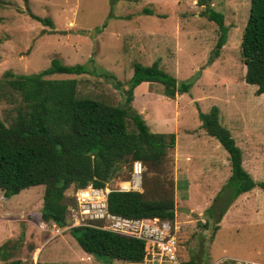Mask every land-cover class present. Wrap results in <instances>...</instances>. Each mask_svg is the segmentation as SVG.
<instances>
[{"label": "rangeland", "instance_id": "obj_1", "mask_svg": "<svg viewBox=\"0 0 264 264\" xmlns=\"http://www.w3.org/2000/svg\"><path fill=\"white\" fill-rule=\"evenodd\" d=\"M196 1L0 0V76L4 71L37 73L49 67L52 59L67 66L86 65L89 75L54 74L47 78L75 79L78 97L113 106L122 105L124 83L131 76L133 63L149 66L158 62L177 83H189L188 92L175 94L173 99L162 96L161 85L141 83L133 90L131 102L132 110L142 116L151 133L173 134L175 138L165 172L172 181L173 220L180 226L178 264H264V191L255 187L252 193L232 199L225 184L229 176L225 165L219 163L214 169L211 165L218 157L211 145L216 144L219 152L227 155L200 128L197 117L198 111L205 114L216 107L218 123L240 149L243 169L254 182H264V96H256L255 87L243 82L244 66L239 57L249 0L207 2L222 14L227 29L225 43L211 63L207 59L218 29L201 15L204 6ZM145 9L151 14L143 13ZM28 12L50 19L52 27L32 20ZM102 73L115 80L103 78ZM3 108L0 105V116ZM202 154L208 159L203 160ZM175 155L182 166L177 171ZM126 169L111 181L113 188L127 182L121 180L128 174ZM209 169L213 173H208ZM137 192H141L140 184ZM42 193L41 185L8 199L0 192V245L6 243L13 252L9 260L19 264H129L92 256L88 262L90 255L82 253L68 229L58 236L40 231L33 208ZM66 194L68 191L64 195L70 204ZM184 201L193 212L185 208ZM204 201L214 208L212 218L198 211ZM178 208L189 212L179 213ZM218 216V228L213 231ZM36 248L39 251L35 252ZM140 264L154 263L146 256Z\"/></svg>", "mask_w": 264, "mask_h": 264}, {"label": "trees", "instance_id": "obj_2", "mask_svg": "<svg viewBox=\"0 0 264 264\" xmlns=\"http://www.w3.org/2000/svg\"><path fill=\"white\" fill-rule=\"evenodd\" d=\"M209 1L212 0L196 1L198 6H204L201 15L218 29L207 63L218 57L227 32L222 14L208 7ZM142 12L151 14L147 9ZM27 14L39 24L52 27L50 19ZM239 57L244 66L243 82L255 87L256 96H264V0H249ZM54 74L81 76L89 75L90 71L86 65L67 66L52 59L49 67L37 73L18 75L4 71L0 76V105L4 106L0 116L1 197L8 199L24 189L41 185L42 196L34 210L31 209L35 220L64 228L70 223L68 207L73 206L71 198L67 204L65 192L89 184L104 187L120 177L123 168H127L128 174L121 180L128 181L131 165L138 162L143 168L141 192H110L108 211L125 218L172 222V181L166 177L165 164L174 148V135L151 133L142 116L132 110L131 102L133 90L141 83L161 85V94L167 99L187 93L190 84L177 83L158 62L149 66L133 63L131 76L124 83L122 105L113 106L78 97L75 79L47 78ZM101 76L115 80L112 75ZM119 83L116 81V85ZM217 114V108L211 107L205 114L198 111L197 117L204 133L227 154L230 174L225 184L231 189L232 199L255 187L264 191V182H254L243 169L240 149L229 131L218 123ZM213 211L212 206L205 213L212 218ZM220 218L215 219L213 231L217 230ZM67 231L83 253L108 263L138 264L152 250L146 242L91 227H71ZM13 255L6 243L0 245L2 264H19L18 260H9Z\"/></svg>", "mask_w": 264, "mask_h": 264}, {"label": "built area", "instance_id": "obj_3", "mask_svg": "<svg viewBox=\"0 0 264 264\" xmlns=\"http://www.w3.org/2000/svg\"><path fill=\"white\" fill-rule=\"evenodd\" d=\"M138 178L137 188L134 181ZM140 164L134 162L131 179L119 182L116 187L110 184L101 188L92 185L72 190L66 196L72 199L73 206L68 207L69 225L58 228L51 224L40 223V231L50 232L52 236L60 235L71 227H91L119 236L146 242L151 246L150 256L157 264H178L177 261V234L180 226L175 221L159 220L158 218L131 219L112 214L107 208V195L112 191H137L139 188ZM127 183V186L124 184Z\"/></svg>", "mask_w": 264, "mask_h": 264}, {"label": "crops", "instance_id": "obj_4", "mask_svg": "<svg viewBox=\"0 0 264 264\" xmlns=\"http://www.w3.org/2000/svg\"><path fill=\"white\" fill-rule=\"evenodd\" d=\"M211 147H212V149L213 150H215L214 152L218 155V157L216 158V161L214 162V163H211V165L212 166H214L213 167V169L214 168H217V167H219V163H221L223 166L225 165V167H226V169H227V172H228V175H229V163H228V160H227V156H225V154L223 153V152H219V148H218V146L216 145V144H214V145H211ZM227 155V154H226ZM185 160L186 159H188L187 157H185L184 158ZM202 159L203 160H207L208 159V155H206V154H202ZM174 162H175V169H176V171L177 170H179V169H181L182 168V166H180L179 165V162H178V155H175V157H174ZM210 164V163H209ZM242 164H243V160H242ZM184 167V166H183ZM243 167V166H242ZM184 169H186L185 167H184ZM213 169L211 170V169H209L208 170V173H213ZM184 171H186V170H184ZM183 173H185V172H183ZM227 175V176H228ZM213 189V188H212ZM253 190V189H252ZM251 190V191H252ZM248 192V193H252V192ZM185 192L187 193V196H188V190H186L185 189ZM217 192V191H216ZM186 193H185V195H186ZM248 193H244V194H242L243 196H245V195H248ZM207 196V195H206ZM206 198V197H205ZM205 201H206V199H205ZM204 201V207H202L200 210H198V211H205L206 209H207V207L209 208V206H207L208 205V202H205ZM184 203L187 205V201H184ZM185 208H188L191 212H193L194 210H193V208L190 206V207H188V205L185 207ZM181 210H184V209H181V208H178L177 209V211H179V213H181V212H183V211H181ZM188 211V210H187ZM189 212V211H188ZM184 213V212H183ZM187 214V213H186ZM219 223V222H218ZM37 251H39V248H36L35 249V252H37ZM83 253V252H82ZM84 255H86L85 253H83ZM86 256H89V255H86ZM90 258H92L91 256L90 257H87V260H88V262H91L90 261ZM154 263V262H153ZM138 264H140V263H138ZM154 264H156V263H154Z\"/></svg>", "mask_w": 264, "mask_h": 264}, {"label": "bare ground", "instance_id": "obj_5", "mask_svg": "<svg viewBox=\"0 0 264 264\" xmlns=\"http://www.w3.org/2000/svg\"><path fill=\"white\" fill-rule=\"evenodd\" d=\"M137 179L138 178H136V180L134 181V188H137L138 187V185H137L138 180ZM127 185H128L127 183L124 184V186H127Z\"/></svg>", "mask_w": 264, "mask_h": 264}, {"label": "water", "instance_id": "obj_6", "mask_svg": "<svg viewBox=\"0 0 264 264\" xmlns=\"http://www.w3.org/2000/svg\"><path fill=\"white\" fill-rule=\"evenodd\" d=\"M207 3V2H206ZM181 211H183L184 213H188V211L187 210H181Z\"/></svg>", "mask_w": 264, "mask_h": 264}, {"label": "clouds", "instance_id": "obj_7", "mask_svg": "<svg viewBox=\"0 0 264 264\" xmlns=\"http://www.w3.org/2000/svg\"><path fill=\"white\" fill-rule=\"evenodd\" d=\"M139 180H140V178H139ZM140 183V182H139ZM174 221V220H173ZM176 222V221H175Z\"/></svg>", "mask_w": 264, "mask_h": 264}]
</instances>
